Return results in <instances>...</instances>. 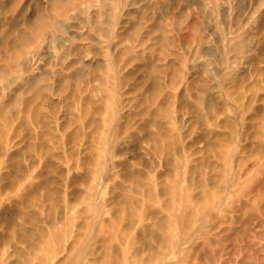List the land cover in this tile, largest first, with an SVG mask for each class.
<instances>
[{
    "label": "rangeland",
    "instance_id": "374dc122",
    "mask_svg": "<svg viewBox=\"0 0 264 264\" xmlns=\"http://www.w3.org/2000/svg\"><path fill=\"white\" fill-rule=\"evenodd\" d=\"M0 264H264V0H0Z\"/></svg>",
    "mask_w": 264,
    "mask_h": 264
},
{
    "label": "bare ground",
    "instance_id": "6f19581e",
    "mask_svg": "<svg viewBox=\"0 0 264 264\" xmlns=\"http://www.w3.org/2000/svg\"><path fill=\"white\" fill-rule=\"evenodd\" d=\"M49 3H50V2H49ZM51 3H52V2H51ZM64 3H65V2H64ZM50 6H51V5H50ZM136 8H137V7H136ZM39 12H40V11H39ZM38 14H39V13H38ZM34 16H35V15H34ZM39 16H40V15H39ZM46 17H47V16H46ZM41 18H42V19H39V18H38V19H39L40 21H44V25H46V21H47V20H46V21H45V19L43 20L44 17H41ZM37 24H38V23H37ZM140 24H141V23H140ZM140 24H139V25H140ZM41 25H43V23H41ZM44 25H43V26H44ZM139 25H138V26H139ZM136 26H137V25H136ZM136 26H135V27H136ZM142 26H143V25H142ZM37 27H39V26H37ZM40 27H41V26H40ZM58 27H59V26H58ZM140 27H141V26H140ZM140 27H138V28H140ZM138 28L136 27V29H138ZM39 29H40V28H39ZM131 30H132V29H131ZM135 31H136V30L134 29L133 33H134ZM100 33H102V32H100ZM130 33H132V32H130ZM130 33H128V34H130ZM51 34H53V33H51ZM134 34H135V33H134ZM42 35H43V33H42ZM88 36H89V35H87V37H88ZM126 36L128 37L129 35H126ZM127 37H126V38H127ZM130 37H132V35L129 36L128 38L130 39ZM24 38H25V37H24ZM126 38H125V39H126ZM129 39H128V41H130ZM86 40H87V39H86ZM126 40H127V39H126ZM131 40H132V39H131ZM145 40H147V39H145ZM145 40H144V41H145ZM14 41H15V40H14ZM45 42H46V41H45ZM124 42H125V41H124ZM126 42H127V41H126ZM126 42H125V43H126ZM144 43H147V42L145 41ZM109 44H110V43H109ZM121 44H122V43H121ZM123 44H124V43H123ZM123 44H122V45H123ZM142 44H143V43H142ZM143 45H144V44H143ZM143 45H142V46H143ZM111 46H112V45H111ZM118 46H120V45H118ZM80 48H81V47H80ZM96 48H97V47H96ZM58 49H59V48H58ZM90 53H91V52H90ZM78 55H79V54H78ZM93 56H94V55H93ZM81 57L83 58V56H81ZM61 58H62V57H61ZM84 58H85V57H84ZM84 58H83V60H84ZM94 58H95V57H94ZM80 59H81V58H80ZM80 59H79V60H80ZM96 59H97V58H96ZM67 60H68V59H67ZM77 60H78V59H77ZM83 60H82V61H83ZM140 60H142V59H140ZM61 61H62V60H61ZM80 61H81V60H80ZM36 62H37V61H36ZM83 62H84V61H83ZM94 62H95V61H94ZM78 63H79V62H78ZM81 63H82V62H80L79 64H81ZM64 64H65V63H64ZM79 64H78V65H79ZM132 64H133V63H132ZM76 65H77V63H76ZM84 65H85V64H84ZM80 66H81V65H80ZM85 66H86V65H85ZM128 66H130V65H128ZM73 67H75V64L73 65ZM73 67H72V68H73ZM86 67H87V66H86ZM62 68H63V67H62ZM81 68H82V67H81ZM83 69H84V68H83ZM87 69H88V67H87ZM89 69H90V68H89ZM81 70H82V69H81ZM75 71H76V70H75ZM86 72H87V71H86ZM101 72H102V71H101ZM26 73H27V72H26ZM55 73H56V72H55ZM76 73H77V71H76ZM23 74H24V73H23ZM63 74H64V73H63ZM63 74H61L60 76H62ZM78 74H79V72H78ZM83 74H84V73H83ZM85 74H86V73H85ZM102 74H103V73H102ZM81 75H82V74H81ZM43 76H44V75H43ZM43 76H42V77H43ZM75 76H76V75H75ZM82 76H83V75H82ZM42 77L40 76V79L38 78V79H39V81H38L39 83L43 82V81H42V80H43ZM61 78H62V77H61ZM64 78H67V77H64ZM69 78H70V77H69ZM80 78H81V77H80ZM78 79H79V76H78ZM65 80H67V79H65ZM63 81H64V80H63ZM60 82H61V81H60ZM65 82H66V81H65ZM65 82H62V83H64V85H66ZM39 83H37V84H39ZM76 83H77V82H76ZM157 83H158V82H157ZM157 83L154 82V87L157 86V88H158V84H157ZM60 84H61V83H60ZM61 87H65V89L67 88L66 86H60V88H61ZM56 89H57V88H56ZM62 89H63V88H62ZM75 89H76V87H75ZM59 90H60V89H59ZM63 90H64V89H63ZM96 90H97V89H96ZM20 91H21V90H20ZM46 92H48V91H46ZM60 92H61V91H60ZM60 92L58 91V93H60ZM154 93H155V92H154ZM157 93H158V91H157ZM38 97H39V96H38ZM40 99H42V98L40 97ZM166 103H167V100L164 99V101H163L162 104L165 105ZM6 105H7V104H6ZM16 107H17V106H16ZM39 107H40V106H39ZM41 109H42V107H41ZM7 110H8V109H7ZM14 110H15V109H14ZM42 110H43V109H42ZM42 110H41V111H42ZM43 112H44V110H43ZM42 115H43V113H42ZM41 117H42V116H41ZM44 120H45V119H44ZM45 121H46V120H45ZM212 121H213V119H212ZM40 122H41V121H40ZM227 122H228L227 120H224V121L221 122V124H219V126H220V127H227ZM41 126H44V124L41 125ZM43 129H44V128H43ZM43 131H44V130H43ZM43 131H42V132H43ZM42 135H43V134H42ZM112 194H114V193H112ZM115 194H117V193L115 192Z\"/></svg>",
    "mask_w": 264,
    "mask_h": 264
}]
</instances>
